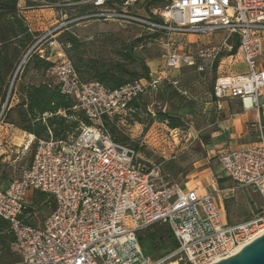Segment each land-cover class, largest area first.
<instances>
[{
  "label": "built area",
  "instance_id": "2783aa9c",
  "mask_svg": "<svg viewBox=\"0 0 264 264\" xmlns=\"http://www.w3.org/2000/svg\"><path fill=\"white\" fill-rule=\"evenodd\" d=\"M130 2L91 0L93 13L77 20L112 22L122 28L134 25L160 35L164 63L159 77L150 75L149 80L115 91L97 82H82L64 46L50 35L49 50L62 56L47 70V77L96 125L81 126L69 143L35 141L29 168L6 190L0 189V217L10 224L21 264H214L264 234V125L260 118L251 125L257 133L254 144L218 157L226 177L237 187L251 189L261 201L251 219L233 226L222 222L213 195L183 191L176 183L156 186L135 149L115 142L105 127L106 118L129 112L134 100L156 91L171 71L187 66L203 73L214 68L224 53L245 71L218 77L213 97L238 100L245 112L264 110V69L259 63L264 54V0H166L148 17L127 12ZM216 35H221L218 44L185 40ZM51 52L39 54L49 61ZM175 136L184 142L183 136ZM6 148L0 142V156ZM30 191L55 201V209L40 227L21 219ZM154 225H166L177 243L174 251L158 258L145 255L137 240L140 232Z\"/></svg>",
  "mask_w": 264,
  "mask_h": 264
},
{
  "label": "rangeland",
  "instance_id": "374dc122",
  "mask_svg": "<svg viewBox=\"0 0 264 264\" xmlns=\"http://www.w3.org/2000/svg\"><path fill=\"white\" fill-rule=\"evenodd\" d=\"M27 1L36 5V7L25 11L27 14H24L27 17L26 23L29 29L35 35L31 47H34L35 53L39 54L40 51H43L45 55L46 53L49 54L51 52L48 47L50 35L54 36L63 29H68L80 40L86 42L85 54L87 57L99 58L105 61H120L118 51L125 44L136 39L153 37L152 40H146L141 46L137 47L134 53L146 62L149 71L153 73V77H159L164 63V53L159 43L161 41L160 35L154 37V34L134 25L122 28L112 22L74 19L73 17H77L79 13L74 8V1L76 0H56V4L52 6L46 5V0ZM19 5L22 9L24 6L23 1ZM145 5L146 0H131L125 10L140 17L151 16V12L155 7L150 8L148 11ZM58 38L59 36L56 37L57 40ZM201 39L206 44H218L221 35ZM185 40L192 44L200 43V40L193 36L186 37ZM53 52H51L52 56L55 54ZM226 56L227 54L224 53L215 70L214 68L211 70L207 68L205 72L200 73L195 67L183 66L179 70L171 71L167 80L162 81L156 91H148L142 96L148 106L146 112L141 115V122H136L130 112L112 114L108 117L109 122L116 128L117 135L126 139L123 143L131 147H137L138 156L142 159L146 168L152 172L156 186L180 183L188 172L193 169L194 164L204 157V153L200 146L187 148L183 143H179L178 136L176 137L175 133H170L172 130L165 123L150 122L148 115L153 118L157 112H162L180 117L184 123V128L177 130L178 135L187 129V122H193L195 127H199L200 119L208 114L206 106L208 102L212 101L216 79L228 75L240 63L238 61L235 63L234 59H223ZM26 60L22 65H25ZM18 72L15 89H18L20 84H36L39 80L38 73L31 69L23 74V67ZM173 81L177 82V86L172 85ZM18 102L16 94L9 96L6 105L7 110L14 108ZM16 121V114L11 113L9 118L0 119V126L10 124L17 128L15 126ZM95 125L96 123L93 122L90 127L94 128ZM18 130L22 132L20 129ZM78 132L79 130L77 134ZM24 134L28 136V134ZM74 138H70L67 143ZM28 140L29 138L26 137V143ZM35 148V140H32L27 146V150L23 155H19V159L14 164L4 165L1 175L7 176L11 182L19 180L22 172L31 165ZM215 164L217 165L218 162ZM247 191L244 192L247 198L245 202L239 200L229 206L227 225H237L248 221L259 209L261 204L259 196L251 189ZM53 206L54 201L49 195L38 203H33V197L28 198L25 207L30 210L25 215L26 221L34 227H40L45 218L51 214ZM13 253L19 261L17 264H20L17 252L14 250Z\"/></svg>",
  "mask_w": 264,
  "mask_h": 264
},
{
  "label": "trees",
  "instance_id": "16d2710c",
  "mask_svg": "<svg viewBox=\"0 0 264 264\" xmlns=\"http://www.w3.org/2000/svg\"><path fill=\"white\" fill-rule=\"evenodd\" d=\"M21 1L24 3L22 9L28 10L36 7L27 0H0V112L7 96L9 99V96L16 94L19 100L12 109L7 110L6 106L1 119L9 118L11 113H15L17 116L15 126L32 136L35 141L52 139L56 142L67 143L70 138L76 136L81 126L90 127L93 122L88 120L83 113L76 111V103L68 96L61 94L59 87L47 77L46 72L53 63L47 61L46 57L35 53V49L28 54L34 43L35 35L29 29L23 16L19 5ZM90 1H74V8L79 11L78 16L73 17L74 19L93 13L94 7ZM165 2L166 0H146L145 8L149 11L152 7L158 8L165 5ZM46 3L52 6L56 4V0H46ZM154 20L160 22L159 19ZM154 37H159V35ZM152 39L153 37L140 38L125 44L118 51L120 61H105L87 57L86 42L80 40L68 29L61 30L57 41L64 46V54L72 62L80 81L97 82L108 91H115L134 81L149 80V68L143 59L135 55L134 50L146 40ZM237 47L235 44L233 53H236ZM26 55V63L19 70L24 67V74L31 69L38 73L39 80L36 84H20L18 89H15L18 80V74H16L8 95L15 73ZM216 66L217 63L214 65V70ZM147 106L148 103L144 102L142 96L130 104L129 112L136 122H141V115L146 112ZM148 118L150 122L165 123L170 130L184 128V123L178 116L157 112L155 117L148 115ZM105 127L115 142L124 144L126 139L117 135L116 128L107 118ZM132 148L137 152L136 146ZM47 196V194L34 191L33 203L41 202ZM54 209L55 201L52 211ZM28 210L30 209H24L21 219L26 225L33 226L25 219ZM137 240L144 254L153 258L162 257L177 248L175 238L166 225H154L140 232ZM14 242L9 222L0 217V264L19 262L12 251Z\"/></svg>",
  "mask_w": 264,
  "mask_h": 264
},
{
  "label": "crops",
  "instance_id": "0c3cea01",
  "mask_svg": "<svg viewBox=\"0 0 264 264\" xmlns=\"http://www.w3.org/2000/svg\"><path fill=\"white\" fill-rule=\"evenodd\" d=\"M22 11L27 22V17L24 15L27 14V12L25 13L27 10L22 9ZM60 33L56 34V37ZM199 42L200 44H206L202 39ZM61 56L60 53L55 52L50 57L49 62L54 63ZM259 63L260 67L264 69V54ZM234 71L244 72L245 67L242 64H238L232 72ZM150 75L153 76L151 71ZM206 110L208 114L203 119H200L199 127H195L193 122H187V129L180 133L184 137L183 144L187 148L196 145L200 146L204 157L194 164L193 169L188 172L180 183L176 184L183 191L194 190L199 195H213L216 204L220 208L222 222L227 225L229 206L239 200L245 202L247 198L244 192H248V189L237 187L226 177L221 166L215 163L218 162L220 155L244 149L257 141V133L251 125L258 118L264 125V110L260 112H245L238 100L219 101L215 98L208 102ZM174 133L177 134V131ZM26 137L29 138L27 143L25 141ZM32 140H34L33 137L25 135L17 128H14L13 125L3 124L0 126V142L7 144L6 151L0 156L1 190H6L11 183L7 176L1 175L2 168L6 164H14L19 159V155L24 154ZM33 193L34 191L28 192L26 201L28 198L33 197ZM14 250L16 252L13 244L12 251L14 252Z\"/></svg>",
  "mask_w": 264,
  "mask_h": 264
},
{
  "label": "water",
  "instance_id": "95a60500",
  "mask_svg": "<svg viewBox=\"0 0 264 264\" xmlns=\"http://www.w3.org/2000/svg\"><path fill=\"white\" fill-rule=\"evenodd\" d=\"M28 54H29V52H28ZM27 55L22 60L20 66L18 67V69L15 73V76H14L12 83L10 85V88H9L8 95H9L10 90L12 88L16 74L18 73L22 64H24V60L27 58ZM7 102H8V96H7L6 102L3 106H6ZM214 264H264V234L261 235L260 237L256 238L255 240H253L251 243L244 246L235 255H233V256L225 259V260L214 263Z\"/></svg>",
  "mask_w": 264,
  "mask_h": 264
},
{
  "label": "bare ground",
  "instance_id": "6f19581e",
  "mask_svg": "<svg viewBox=\"0 0 264 264\" xmlns=\"http://www.w3.org/2000/svg\"><path fill=\"white\" fill-rule=\"evenodd\" d=\"M32 137V136H31Z\"/></svg>",
  "mask_w": 264,
  "mask_h": 264
}]
</instances>
